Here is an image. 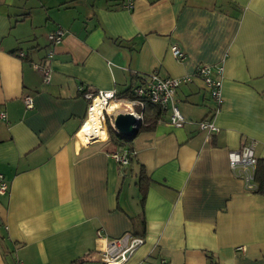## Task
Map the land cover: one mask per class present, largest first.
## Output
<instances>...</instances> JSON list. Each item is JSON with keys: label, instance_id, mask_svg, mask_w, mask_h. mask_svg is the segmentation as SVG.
<instances>
[{"label": "crops", "instance_id": "0c3cea01", "mask_svg": "<svg viewBox=\"0 0 264 264\" xmlns=\"http://www.w3.org/2000/svg\"><path fill=\"white\" fill-rule=\"evenodd\" d=\"M58 27L65 34L52 46ZM49 50L45 84L30 65ZM220 62L211 137L196 122L216 104L194 77L175 93L183 126L169 125L166 111L132 138L134 176L122 178L103 150L105 130L81 140L80 87L122 92L150 73L192 75ZM249 141L264 160V0H135L131 9L123 0H0V264H95L87 255L101 244L97 230L132 233L140 213L144 243L126 264H264V196L246 191L227 161ZM139 170L150 180L143 204Z\"/></svg>", "mask_w": 264, "mask_h": 264}, {"label": "built area", "instance_id": "2783aa9c", "mask_svg": "<svg viewBox=\"0 0 264 264\" xmlns=\"http://www.w3.org/2000/svg\"><path fill=\"white\" fill-rule=\"evenodd\" d=\"M134 1L135 0H123V7L131 9ZM64 34L65 30L58 27L53 32H50L47 37L53 46L61 41ZM169 48L175 59L181 60L184 58V53L177 45H171ZM52 55V50H49L43 63H32L30 65L33 69L41 71L43 75V83L45 84L50 81L49 78L51 71L46 62L48 59L52 58ZM18 56L23 58L25 55L23 52H20L18 53ZM223 70V63L220 62L213 66L199 65L195 68V71L192 72V75L161 77L158 74L150 73L143 82L132 87V94L135 98L131 100L117 99L114 91L99 90L94 93L91 91H84L83 87H80L79 90H81L83 98L88 101L85 114L87 115V118L89 117L88 114H90L94 101L99 100L98 102H100L101 105L100 121L106 131L107 125H110L112 129L117 131L116 127H114V120L118 113H129L135 116V118L142 120L146 103L160 106L165 110L164 114L166 111L169 113L168 124L174 127H181L187 121L181 113L178 112L179 110L175 105L174 98L176 90L182 84L191 82L194 77L198 78L202 82L201 85H203L204 89L208 92V97H210L216 104L212 116L210 115L211 117L196 122L198 131L204 133V136L208 138L211 137V134L218 131L215 123H213V116L219 111L218 109L222 103L221 83L223 81ZM23 102V105H25L27 109L33 108V99L29 94L23 96ZM111 103H113L115 108L119 105H129L131 111L114 113L113 110L109 109ZM136 104L140 105L142 111L141 114L135 113L133 106ZM77 133L78 132H76L75 136ZM254 144V141L243 143L238 149L229 151L227 159L231 173L242 181L244 189L248 192H252L256 188L254 171L256 170L257 159L253 147ZM111 156L118 165L125 166L127 163L126 152L124 151L112 152ZM7 191L8 183L4 176L0 174V195L7 194ZM96 234L97 239L101 244L99 248L96 247L87 255L88 261L95 264H126L133 256V253H135V251H137V249L144 243L142 237L136 236L130 232L124 233L119 237H107L102 230L98 229ZM241 248L243 247H239V249ZM162 264H165V262L162 261Z\"/></svg>", "mask_w": 264, "mask_h": 264}, {"label": "trees", "instance_id": "16d2710c", "mask_svg": "<svg viewBox=\"0 0 264 264\" xmlns=\"http://www.w3.org/2000/svg\"><path fill=\"white\" fill-rule=\"evenodd\" d=\"M131 88H128L122 92L117 91L115 93L117 99L118 98H121L124 100L134 99L135 97L132 94ZM83 90L87 91L88 89L84 88ZM92 92L95 93L96 91H92ZM164 111L165 110L162 109L160 106L153 105L152 111L149 112V114L144 113L141 123L140 125H138L139 127L136 133H138L139 131L151 130L155 126L154 124L159 122L162 115L164 114ZM86 119H87V116L83 118V121ZM106 127H107V139H105V141L103 142L100 141L99 143L102 144L103 150L106 151V153L111 154L112 152H115V151L126 152L127 163L125 164V166H121L117 164L119 167V172L121 173L122 178L131 176V175L134 176L135 174H133L134 169L132 165L135 161V153L133 152L131 141H132V138L136 135V133L132 136H125L115 131L114 129H112L110 125H107ZM254 172H255L254 181H255L256 188L251 193L264 196V160L257 159L256 170ZM137 177H138L137 190H139V193L141 195L140 202L141 204H143L142 201H144V197H145L147 187H148L150 180L148 177H146V173L143 170L139 172ZM141 214L142 213L138 214L137 216L131 219L132 226H133L132 234L136 236H141L143 233V229H144L143 228L144 227V217Z\"/></svg>", "mask_w": 264, "mask_h": 264}, {"label": "bare ground", "instance_id": "6f19581e", "mask_svg": "<svg viewBox=\"0 0 264 264\" xmlns=\"http://www.w3.org/2000/svg\"><path fill=\"white\" fill-rule=\"evenodd\" d=\"M98 101L99 100L94 101L90 114H88L89 118L82 123L81 128L79 129V135L82 138L81 140L87 141L88 143L106 137V133L104 132L105 128L100 121L101 105ZM109 109L113 110L114 113L131 111L129 106L119 105L115 108L113 103L110 104Z\"/></svg>", "mask_w": 264, "mask_h": 264}, {"label": "water", "instance_id": "95a60500", "mask_svg": "<svg viewBox=\"0 0 264 264\" xmlns=\"http://www.w3.org/2000/svg\"><path fill=\"white\" fill-rule=\"evenodd\" d=\"M141 120L135 118L132 114L118 113L114 120V127H116L117 132L125 136H132L138 130V125H140Z\"/></svg>", "mask_w": 264, "mask_h": 264}, {"label": "rangeland", "instance_id": "374dc122", "mask_svg": "<svg viewBox=\"0 0 264 264\" xmlns=\"http://www.w3.org/2000/svg\"><path fill=\"white\" fill-rule=\"evenodd\" d=\"M133 108H134V110H135V113H139V114H141V107H140V105H138V104H136L135 106H133ZM87 116V115H86ZM106 131V130H105ZM127 181L126 182H129L128 180H130V179H126ZM127 188V187H126ZM125 196V191L123 192V196L122 197H124Z\"/></svg>", "mask_w": 264, "mask_h": 264}, {"label": "clouds", "instance_id": "9594fccd", "mask_svg": "<svg viewBox=\"0 0 264 264\" xmlns=\"http://www.w3.org/2000/svg\"><path fill=\"white\" fill-rule=\"evenodd\" d=\"M82 123H83V122H82ZM82 123H81V124H82ZM106 133H107V131H106Z\"/></svg>", "mask_w": 264, "mask_h": 264}]
</instances>
